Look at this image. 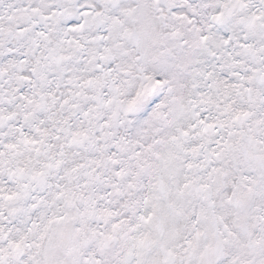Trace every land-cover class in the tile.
I'll return each mask as SVG.
<instances>
[{"label": "snow or ice", "instance_id": "1", "mask_svg": "<svg viewBox=\"0 0 264 264\" xmlns=\"http://www.w3.org/2000/svg\"><path fill=\"white\" fill-rule=\"evenodd\" d=\"M0 264H264V0H0Z\"/></svg>", "mask_w": 264, "mask_h": 264}]
</instances>
